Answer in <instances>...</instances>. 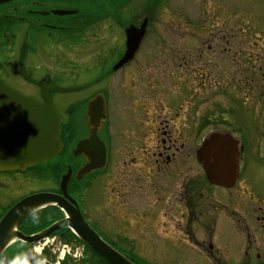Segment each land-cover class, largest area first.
Instances as JSON below:
<instances>
[{"label": "flooded vegetation", "instance_id": "1", "mask_svg": "<svg viewBox=\"0 0 264 264\" xmlns=\"http://www.w3.org/2000/svg\"><path fill=\"white\" fill-rule=\"evenodd\" d=\"M85 2L0 4V80L42 105L47 96L41 84L79 88L72 94L83 93L68 104L73 111L83 110L81 122L64 126L60 122L62 150L54 159L25 172H0V219L26 196L60 194V179L70 172L67 194L85 222L134 264H161L132 256L149 244L143 245L140 237L146 241L153 232L165 243L191 245L193 241L195 253L208 255L213 264H264V0L246 9L240 5L243 0H197L182 13L170 0H96L93 6ZM165 9L167 21L162 19ZM195 17L198 21L192 23ZM144 22L145 33L132 60L114 70L127 50L126 30L139 29ZM160 29L167 38L160 37ZM47 40L52 44L49 48ZM79 76L90 78L67 86ZM60 94L67 93L48 94L55 109ZM255 94L260 96L253 106L246 105L245 111L238 108L240 100L247 103ZM96 99L102 100L105 112L97 136L106 150V163L103 170L78 179L86 160L76 154V148L89 135L86 110ZM200 109L199 118H194ZM115 132L120 142L112 141ZM215 133L238 143L236 152L227 151L229 180L224 185L208 182L205 153L198 160L203 141ZM119 150L131 158L124 166H135V171L124 173L123 186L132 184L126 194L135 193L140 209L147 203L163 209L146 207V212L135 211L140 217H125L124 231L128 224L135 225L137 238H133L135 230L121 235L112 226L115 236L105 239L97 222L86 218L77 196L106 173L112 154ZM192 158L200 168L193 174ZM29 171L31 175L25 177ZM46 177L55 187L27 188V181ZM60 219L37 213L16 232L24 238L37 236ZM75 239L67 229L50 234L47 240L17 239L4 250L0 264H55L51 249L57 243L80 245ZM59 264L105 263L83 247L78 262Z\"/></svg>", "mask_w": 264, "mask_h": 264}, {"label": "water", "instance_id": "2", "mask_svg": "<svg viewBox=\"0 0 264 264\" xmlns=\"http://www.w3.org/2000/svg\"><path fill=\"white\" fill-rule=\"evenodd\" d=\"M11 1L13 0H0V4ZM144 33L145 22L139 29L129 27L126 30L127 50L114 70L132 60ZM22 74L24 75L23 72ZM39 86L43 95L47 96L44 105L31 98H23L0 81V172H23L38 164L46 163L61 151L59 118L48 94L49 92H74L78 89H60L51 85ZM104 122L105 112L102 100L91 101L86 112V128L89 135L80 141L76 148V154L83 155L86 160L85 165L77 173L78 179L92 172L101 171L105 167L106 150L97 136ZM237 150L238 143L225 134H211L203 141L198 150V160L200 154L205 153L203 167L210 184H226L229 178L225 174V167L230 165L226 164L227 151L236 152ZM69 178L70 172L61 178L60 195L51 193L31 195L20 200L6 212L0 220V256L14 240L35 242L54 231L68 228L104 263L133 264L104 243L86 224L76 202L67 195ZM50 206L62 211L64 218L61 221L34 237L24 238L16 232L25 219L38 210Z\"/></svg>", "mask_w": 264, "mask_h": 264}, {"label": "rangeland", "instance_id": "3", "mask_svg": "<svg viewBox=\"0 0 264 264\" xmlns=\"http://www.w3.org/2000/svg\"><path fill=\"white\" fill-rule=\"evenodd\" d=\"M137 1V0H136ZM197 0H170L171 5L176 7L177 13H182V11H187L191 7L192 3L195 5ZM252 3H248L247 0H243L242 5L247 8L246 6H250V8L257 7L258 0H251ZM96 0H86L84 3L85 5L93 6L95 4ZM239 2V0H238ZM192 5V6H193ZM186 6V7H185ZM188 6V8H187ZM197 8L195 7V10ZM242 12H245L244 10H241ZM168 11L165 9L162 14V19L167 21L168 18ZM176 13V15H177ZM198 17L191 18L192 23H196L198 20ZM164 29H160V37L167 38V34L164 33ZM52 45L49 40H47V48ZM45 75V74H44ZM43 76V75H42ZM44 78H48L47 75L43 76ZM90 77L88 76H79L76 80H69L67 86L76 85V82L84 83L85 81L89 80ZM83 96V93L81 94H60L56 97V112L59 116V120L64 126L65 124L69 122H76V124L79 125V121L81 122V114L83 110H75L73 111L70 107H68V104L70 102L76 101L79 98ZM239 96V95H238ZM260 95H250L247 103H243V99L238 102V108L242 111H245V109L251 104L252 106L254 103L258 100V97ZM195 97V95H194ZM193 102V101H192ZM247 105V107H246ZM203 111V109H200V112L198 114H194V118H199V114ZM134 116V115H133ZM77 126V125H76ZM209 129V128H208ZM115 136L112 137L113 142H120L119 138V132L113 133ZM78 137L82 135V131L78 132ZM118 144V143H117ZM193 145V143H192ZM120 153H114L112 154L111 163L109 164V169H107L106 173L104 172L102 177H99L97 180L94 179L92 181V186L88 188L87 190L81 192L77 197L79 200H81L83 211L85 212V216L87 219H93L97 222L98 227L103 231L101 234L105 239L106 238H113L115 236V232L112 228V226H116L117 233L123 234L124 226L126 224L125 217L128 219V217H140L137 215L138 213L142 212V208L145 211V208L148 207L152 208V210H162V206H151L148 203L144 206L136 204L135 199V193H128L126 194L125 190L130 188L132 184H128L126 187H124V173L125 172H133L135 171V166H132L130 168H126L123 164L124 161H129L131 158H127L121 150H119ZM199 166L195 162V160L191 159V171L192 174L196 171H199ZM128 170V171H127ZM31 175V171L27 172L25 174L26 176ZM59 175L57 176L58 179ZM9 178V177H4ZM47 179L43 180H33L27 181V184L29 187L28 189H50L55 187L53 183L49 181V177H46ZM26 188V189H27ZM25 189V190H26ZM16 198V194L14 195ZM140 209V211H139ZM136 211V212H135ZM146 212V211H145ZM163 212V211H162ZM58 217L61 216V214H57ZM42 217H45L42 215ZM124 217V218H122ZM49 217H46L48 219ZM119 218V222L118 219ZM116 224H114L113 222ZM106 222H108L109 225H106ZM130 228L125 227L124 232H132L136 231L133 234V238H137L139 236V231L137 228L135 229V225L128 224ZM150 229V228H149ZM118 235V234H117ZM141 242L144 245L145 242H148L149 244H146L147 247L141 251H133L132 256L136 257V255H139L140 259L144 262L152 261V262H160L161 264H213L212 261L209 259L210 257L208 255H199L202 258L199 259V256L195 253L197 250L195 249V243L191 241V245L185 244H171L170 242H164L160 234L158 233H152L145 241L144 237H140ZM138 238V239H140ZM118 239V237L115 238V240ZM181 239V238H180ZM135 241V239H134ZM136 244V243H135ZM164 245V246H162ZM79 251V245L76 250V252ZM139 252V254H138ZM206 258L207 263L203 258ZM80 259L79 257H76V259ZM158 264V263H157Z\"/></svg>", "mask_w": 264, "mask_h": 264}, {"label": "trees", "instance_id": "4", "mask_svg": "<svg viewBox=\"0 0 264 264\" xmlns=\"http://www.w3.org/2000/svg\"><path fill=\"white\" fill-rule=\"evenodd\" d=\"M42 214L45 215V217H58L57 216L58 211L56 209H53V208L46 209Z\"/></svg>", "mask_w": 264, "mask_h": 264}]
</instances>
